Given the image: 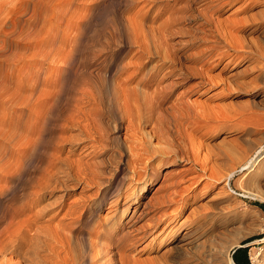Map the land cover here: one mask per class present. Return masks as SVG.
<instances>
[{"label":"rangeland","instance_id":"1","mask_svg":"<svg viewBox=\"0 0 264 264\" xmlns=\"http://www.w3.org/2000/svg\"><path fill=\"white\" fill-rule=\"evenodd\" d=\"M86 78L92 146L67 110L46 123ZM115 82L131 98L112 108ZM0 178V229L15 204L86 264H227L251 237L264 264V0H0Z\"/></svg>","mask_w":264,"mask_h":264},{"label":"bare ground","instance_id":"2","mask_svg":"<svg viewBox=\"0 0 264 264\" xmlns=\"http://www.w3.org/2000/svg\"><path fill=\"white\" fill-rule=\"evenodd\" d=\"M228 1H233V0H228ZM225 28L226 27H224V31H225ZM227 30H228V28L226 29V31ZM231 33H232V31L229 32L230 36H232ZM233 47H234V45H233ZM163 58H167V57L164 56ZM167 64L169 66H172V61H167V60L164 61L163 66H165ZM203 68H205V67H203ZM155 71H157V68H156ZM167 74H168V76L175 74L174 68L171 69L170 72H168ZM178 74H179L178 75L179 80L185 79L187 77L185 71H181ZM151 75H152V78L150 79V81H152V80L155 81L154 77H157V76H155V75H157V73L156 74L152 73ZM163 76L165 77L167 75H163ZM158 81H160V80H158ZM99 83L100 84L97 83V85H99V87L101 89L105 90L103 88V87H105L104 80H99ZM158 83H160V82H158ZM200 83H202V82H200ZM177 84L181 85L180 81H177V82L174 83V85H177ZM82 85H83V87H86V88H84L82 90V96L81 97H83V98H81V99L80 98H76L75 99V103L70 108L66 107L65 101L63 99L64 92L66 90V88H65L66 86L62 87L59 90L58 93H55V94L52 93L51 98L47 99V102L49 100H52L51 101L52 103H51V106L49 108L48 115L46 117V123H48L52 119H55V118L59 117L62 113H64L67 110L68 111L67 112V117L65 118V126H66V128L70 129L73 126L74 127L75 126L76 127L77 126L80 127V130H81L80 135L82 137L81 141H87L88 140L89 143L87 144V146H92L94 144V142H97V141H99L101 139V135L99 133V128L96 125V120L94 118V113H96V110H98L102 106V104H104L105 101L103 102V98H102L100 102H97V105L95 104L96 101L98 100V98H97L98 94L96 95L95 92L93 90H91V88H90L91 86H93V81L91 79L86 78L83 81ZM156 86H157L156 89H155L156 94H158L159 91L161 93L166 88V87L159 86V85H156ZM191 87H192V85H191ZM52 90H53V88H52ZM106 91L108 92L109 104H110V106H112V108H113V106H115L117 104L119 99L122 98V101H124V103H127V102H129V100L131 98V88L126 86V83H123V82H115V83L110 84V88L108 87V90H106ZM154 92H153V94H155ZM44 93L46 94V92H44ZM49 94H51V93H49ZM49 94H48V96H49ZM153 96H155V95H153ZM42 97H46V96H42ZM153 98L155 99V97H153ZM41 100L43 101V99H41ZM91 104H95L94 107H90ZM39 108L41 109L42 107L40 106ZM177 108L179 109V113L181 112L180 114H182V115L184 114L185 115L186 111L183 110L184 108L181 109V107H178V106H177ZM43 109H44V107H43ZM190 109H192V108H190ZM39 114H41V113H39ZM190 114H191V112L189 113V115ZM193 115H195V113ZM43 116H45V114ZM191 116H192V114H191ZM175 120H177V119H175ZM178 120H180V119H178ZM37 121H39V120H37ZM191 122H192V120H191ZM69 126H71V127H69ZM41 134H42V136L44 135L43 131L41 132ZM42 136H40V140L43 139ZM35 142H36V140H35ZM90 142H93V143H90ZM25 146L27 148V143H26ZM18 150H19V148H18ZM21 151H22V149H21ZM19 153H21V152H19ZM33 156L34 155L32 154L31 156L27 157V159H26L27 162L30 161L31 159H33ZM19 159H21V157H19ZM132 160H134V159L131 158V156H130V158H128L126 163L128 164L129 161H132ZM137 161H141V159L138 158ZM20 163H21V160H20ZM130 164H128V165H130ZM243 165H244V162L240 163L239 166H243ZM24 167H25V165H24ZM246 167H249V165H246ZM22 168H23V166H22ZM234 172H235V169H232V170H230V173H228L226 176L228 178H230L234 174ZM212 176H215V174H212ZM42 182L44 183V186H42L44 189L48 188V187L53 188V189L56 188L55 185H53L51 183V181L50 182L49 181L45 182V180H43ZM42 182H41V184H43ZM229 182L230 181H227V183H229ZM44 189H42V190H44ZM8 191H9V189H8ZM169 197H171V195ZM138 201H141V199H137L136 200V202H138ZM4 211L3 212L6 215L7 214L10 215L11 219L8 222H6L5 226L2 227V229H0V264H8L7 263L8 259H9L8 255H10L9 256L10 258H15L16 257V261L13 264H86V260L84 259L83 255H81V254L79 255L78 254L77 258H74L75 256L74 257L72 256V253H71L72 250L70 251V249H68L70 246L68 247V245H67V247H66L65 244H63V242H62L63 240H61V242H60V240L58 238H56V237L52 238V237L48 236L49 234H46V233L44 234L42 229L38 226V221L39 220L37 218H35L34 216H31V215H28V214L26 216L21 215V210L15 204L10 206L8 209L6 208V210H4ZM42 212H43V208H40L39 210H36V216L40 215ZM69 213H70V211H68V214ZM30 214H31V212H30ZM19 216H20V218H19ZM65 232H66V230H65ZM67 240L69 241V237L68 236H67ZM121 240L123 241L124 238H122ZM190 241L191 240H188V241H186L184 243H190ZM59 243L62 245V246L60 245L62 247L61 250H60L61 247L59 246ZM123 243H125V242H123ZM68 244H69V242H68ZM91 244L93 246L94 242L90 243V246H91ZM122 246H124V245H122ZM91 249H94V248L91 247ZM260 253L261 252L259 250L254 251L253 254H252L253 255L252 258L253 259H258ZM95 256L96 255L93 254L92 258H90V264L95 262V259H96V258H94ZM97 257H99V255ZM117 260H118L117 261L118 264H131V259L125 253H122L120 258H118ZM166 264H170L168 262V260H166ZM227 264H236L234 259H233V257H232V255H229V258L227 260Z\"/></svg>","mask_w":264,"mask_h":264},{"label":"trees","instance_id":"3","mask_svg":"<svg viewBox=\"0 0 264 264\" xmlns=\"http://www.w3.org/2000/svg\"><path fill=\"white\" fill-rule=\"evenodd\" d=\"M260 206L264 209V202L260 203ZM252 239H254V237L246 239L241 246L234 249L232 257L236 264H252L249 254L250 247L249 245H246V243Z\"/></svg>","mask_w":264,"mask_h":264},{"label":"crops","instance_id":"4","mask_svg":"<svg viewBox=\"0 0 264 264\" xmlns=\"http://www.w3.org/2000/svg\"><path fill=\"white\" fill-rule=\"evenodd\" d=\"M242 244H240L239 246H241ZM239 246H237V247H239ZM237 247H235V248H237ZM234 251V250H233ZM249 254H250V249H249ZM250 259H251V256H250ZM245 262H246V260H245ZM251 262H252V259H251ZM252 264H254L253 262H252Z\"/></svg>","mask_w":264,"mask_h":264}]
</instances>
